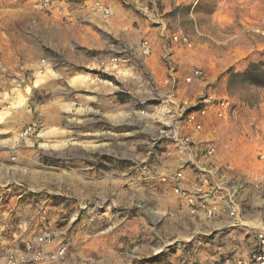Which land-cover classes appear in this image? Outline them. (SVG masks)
Listing matches in <instances>:
<instances>
[{
	"label": "rangeland",
	"instance_id": "obj_1",
	"mask_svg": "<svg viewBox=\"0 0 264 264\" xmlns=\"http://www.w3.org/2000/svg\"><path fill=\"white\" fill-rule=\"evenodd\" d=\"M222 1L109 0L112 12L104 18L85 0H50L48 9L43 0H0V82L7 78L0 88V209L7 211L6 235L21 232L35 240L46 234L51 241L45 247L57 241L56 250L65 248L57 259L43 261L61 262L70 249H84L94 264H117L119 255L124 264H238L251 256L256 233L264 230L258 161L264 142L236 152L216 147L213 159L221 163L246 152L256 156V173L249 174L251 181L242 179L236 192L227 163L214 176L195 180L204 194L219 197V218L238 226L182 231L172 227L170 212L174 202L182 209L185 197L174 193L167 177L183 150L176 146L173 156L172 143L159 139L168 106L195 91L231 103L229 123L216 130L218 141L264 135V89L231 78L264 58L248 62L241 54L234 62L230 43L237 38L228 40L238 32L260 34L240 22L238 1ZM117 30L125 40L113 36ZM175 32L188 36L193 48L170 43ZM143 40L151 45L149 57L126 51L118 62L110 60L124 45ZM194 67L202 78L187 84L184 77ZM228 205L238 207L236 216Z\"/></svg>",
	"mask_w": 264,
	"mask_h": 264
},
{
	"label": "crops",
	"instance_id": "obj_2",
	"mask_svg": "<svg viewBox=\"0 0 264 264\" xmlns=\"http://www.w3.org/2000/svg\"><path fill=\"white\" fill-rule=\"evenodd\" d=\"M235 1L239 2V3H236V5L242 7L243 12H244L240 22L246 25V27L258 28V29L264 30V0H235ZM106 2L107 3L102 1L103 4H105L106 6L110 8L109 0H107ZM226 3H227L226 0L220 2L221 5L222 4L227 5ZM228 4H235V3L234 2L231 3V0H229ZM50 11L52 12L50 14V18L54 19L57 16V14H56V9L53 7V5L52 7L50 6ZM220 22H223V21L220 20ZM113 36L116 39L125 40V35L123 34L122 31H119V30L114 31ZM235 37L237 39L234 42L230 43V50L234 52L233 54L235 55V57L232 58L234 62L235 60H238L239 58L242 57L241 54H243L247 58L248 62L249 61L255 62L258 60V58L260 59L264 58V36H260L258 34H248L247 36L239 35V32H238L234 36L230 35L228 37V40L234 39ZM226 41L227 39L224 40L223 42H226ZM235 45H238V46L235 47ZM175 50L176 49L173 48L171 51H175ZM172 56L176 58L177 54H173ZM57 74L60 75V72H57ZM173 74L171 72L169 73L171 78ZM171 78H169V82H171L170 81ZM70 80H72V77ZM6 82H7V78L5 77L4 82H0V88H3V86L7 85ZM54 86L59 87L60 85L59 83L56 82ZM198 97H200V95L198 94L197 91H195L193 94L192 93H188L187 95L180 94L179 97L176 98V100L178 101L188 100L190 102H193ZM52 108L55 111V106H53ZM228 120L214 121L210 118L209 120H207L206 128L203 132L196 133V132L190 131L189 129H187L186 132L191 134L193 140H195L196 142H207L210 140L212 142H216L217 145L215 143L213 144L216 147L218 146L219 152H220V149H223V147L234 149L236 152L243 146L257 148L263 145L262 143L264 142V140L262 137L264 135L259 134L258 132H256L255 135H252V133L249 134L248 137L245 138V140L237 138V139H234V141H230L228 144L226 143L224 144L221 141H218L220 138L216 130L228 124L229 123ZM170 147H171L170 148L171 152H173V156L175 154L176 156H178V153L180 150L175 149L176 145L170 144ZM194 155H196L195 152H194ZM255 157L254 156L252 157L250 153L246 152L244 153V156L240 155L234 158L229 157L225 163H221L218 161L217 158H214L212 159V163L215 164L216 166H221V165L226 166V163H227V165L231 168V172H230L231 175H234L238 179H241V180L244 179L245 181L247 180L251 181L250 175L253 176V173L254 174L256 173V168L258 167L257 161L253 160V158ZM199 161H200L199 158H196L195 156L192 157V153L188 154V152L184 150L180 156L175 157V161H174L175 169L171 170L170 173L172 174L175 171H177L179 168L181 167L183 168L185 167V165H187L186 168L182 169L184 176H185L184 186L188 192V198H191L195 202V204L194 206L190 205L187 200L188 198H183L185 199L184 204L186 205H183V208L179 209L178 206L175 204L176 202H174L171 207V212H170V214L172 215L170 218L172 227H174V230L181 228L182 231L188 230L191 227H194L197 229L207 228V229H210V231H214V230H218L219 228L223 226H228V227L238 226V225H234L236 224L235 221L231 222L225 216L219 218L220 217L219 215H222V210H221L222 207L219 205L220 202H218L219 197L213 194L215 193V191L213 193H209V196L204 193H201L200 196H196L194 188H195V180L197 178V175L196 173H194L192 165L196 163L197 167L203 168L204 166L199 164L198 163ZM214 175L215 173L213 172V176ZM205 190H208V189H205ZM206 197L208 198L210 197V199H207ZM211 203H217V204H214L212 206L215 208L212 211L213 216L211 218H207L206 215H207L208 210L211 209L210 208ZM202 205H205V206H202ZM192 207L196 209L194 216L190 215V213H192L190 210L192 209ZM3 213H7V211L4 209H0V264L6 260V256L10 252H14L17 257H20L21 255L25 254V249H24L25 244H27L28 242H31L30 240H32V239H28L29 236L26 233L22 234L21 232L15 235L16 236L15 238L14 237L12 238V237H9V235H6V232L9 229V224L7 222V216H3L2 215ZM243 222L248 223L246 221H243ZM33 240H32V243L36 244L37 246L38 244L35 242V240L34 241ZM57 244L58 242L55 241L52 247L44 246V251L47 250L46 252H49V253L51 252L50 254L56 253V251H58V249L56 250ZM24 256L26 259L25 262H18L17 264H94L92 260H88L87 258H85L84 249L76 250V251H72V249H70L69 254L66 255L65 259L62 260L61 262L54 261V260L40 262V261H34L32 257L29 255L25 254ZM119 256H117V259H116L117 264H124L122 258ZM107 264H111V262L107 261Z\"/></svg>",
	"mask_w": 264,
	"mask_h": 264
},
{
	"label": "built area",
	"instance_id": "obj_3",
	"mask_svg": "<svg viewBox=\"0 0 264 264\" xmlns=\"http://www.w3.org/2000/svg\"><path fill=\"white\" fill-rule=\"evenodd\" d=\"M50 0H43L42 6L46 9L49 7ZM89 2L94 9L100 13L104 18H108L111 14V10L108 6L103 4L100 0H85ZM255 33L264 35L263 29L253 28L251 29ZM170 43L179 45L184 49L193 48V42L191 39L181 32H175L170 36ZM124 50V51H123ZM129 51L133 54H137L142 57H149L152 53V48L147 40H143L137 44L128 43L124 45V48L117 50L115 55L110 59L112 62H118L120 60L119 54L122 52ZM202 78V71L200 68L194 67L190 70L189 74L184 77V82L187 84L199 81ZM169 79H166L167 83ZM173 98V94L169 95L168 98ZM176 100V99H175ZM169 102L173 103L171 100ZM174 105H169L166 109L164 118L162 119V124L164 129H162L159 135V139H164L169 143H172L182 150L190 153L198 152L201 155L199 164L203 165V168L198 167V175L201 178L207 174L216 173L221 170L220 166H216L212 163L214 154L216 153V146L212 141L207 142H196L193 140L191 134L187 133L186 130L189 129L192 132L200 133L206 128V122L210 118L214 121L227 120L232 112L231 103L227 99L215 98L212 95H203L198 97L195 101L190 102L188 100H180ZM213 133V132H211ZM212 135V134H211ZM258 161L261 163V170L264 172V153H259ZM196 166V163H195ZM183 168H179L174 173L170 174L167 179L171 185L175 194L188 198L186 190L184 189L185 176L183 173ZM264 174V173H263ZM230 180L235 184L236 188H241L242 181L234 175H230ZM201 186L195 185L194 191L196 196H200ZM188 203L193 205L195 202L188 198ZM205 206V205H202ZM195 211L194 208H192ZM228 212L231 216H236L238 212V207L235 205H228ZM208 215L212 214L211 209L207 212ZM51 241L50 235H40L35 238V242L38 244L25 245V254L32 257L35 261H43L48 258L57 259L64 254L65 248L61 246L58 249L57 254L48 255L44 251V246ZM25 254L17 257L14 252H10L6 256V260L1 264H17L18 262H25ZM238 264H264V230L256 233V249L251 254V256L246 261H239Z\"/></svg>",
	"mask_w": 264,
	"mask_h": 264
},
{
	"label": "trees",
	"instance_id": "obj_4",
	"mask_svg": "<svg viewBox=\"0 0 264 264\" xmlns=\"http://www.w3.org/2000/svg\"><path fill=\"white\" fill-rule=\"evenodd\" d=\"M231 78L241 79L251 86L264 89V61L253 63L243 72L231 73Z\"/></svg>",
	"mask_w": 264,
	"mask_h": 264
}]
</instances>
